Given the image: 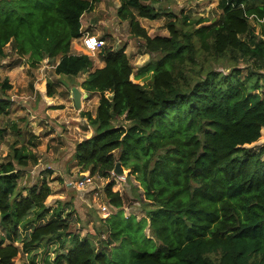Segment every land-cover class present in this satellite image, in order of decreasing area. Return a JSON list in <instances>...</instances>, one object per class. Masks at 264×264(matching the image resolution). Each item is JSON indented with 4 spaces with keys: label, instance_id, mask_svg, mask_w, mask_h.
Returning a JSON list of instances; mask_svg holds the SVG:
<instances>
[{
    "label": "trees",
    "instance_id": "1",
    "mask_svg": "<svg viewBox=\"0 0 264 264\" xmlns=\"http://www.w3.org/2000/svg\"><path fill=\"white\" fill-rule=\"evenodd\" d=\"M100 2L0 0V62L10 44L31 68L60 58L56 75L90 73L82 87L100 100L95 117L84 114L93 134L76 145V166L103 179L112 178L117 163L130 170L153 205L149 221L124 216V198L112 182L105 194L119 212L105 220L109 238L102 249L88 237L67 236L71 226L61 209L46 206L47 183L24 189L26 195L19 190L23 170L38 158L28 146L16 147L12 159L0 160V264L54 239L70 243L59 259L65 264H118L113 249L124 264H264V144L248 147L264 129V0H219L222 19L208 26L203 17L180 20L165 12L169 35L156 37L140 19L161 18L154 6L160 0H120L118 21L128 23L146 53L161 55L143 68L151 73L149 85L132 81L125 47L101 50L105 66L93 72L91 57L71 54L83 37L84 15ZM211 61L227 62L230 72L210 68ZM8 81L1 85L0 117L12 108ZM52 88L48 83L49 97ZM121 120L130 126L117 125ZM50 214L23 248L15 245L21 228Z\"/></svg>",
    "mask_w": 264,
    "mask_h": 264
},
{
    "label": "rangeland",
    "instance_id": "2",
    "mask_svg": "<svg viewBox=\"0 0 264 264\" xmlns=\"http://www.w3.org/2000/svg\"><path fill=\"white\" fill-rule=\"evenodd\" d=\"M218 5L219 0H160L154 6L162 11L161 18L156 21L140 20V23L152 37L168 36L169 19L164 14L165 12L176 14L177 19L180 20L184 16L191 19L203 17L209 20L204 24L208 26L222 19V12ZM119 7L120 0H101L95 10L85 17L84 24L89 25L90 23V27L84 30V33L89 32L103 39L106 42L104 48L119 51L125 47L133 67L132 81L140 85H149L151 73H144L143 68L149 62L159 60L161 55L146 53L142 40L130 34L128 23L118 21ZM249 24L255 28L256 35L260 36L259 24L254 19H250ZM242 39L247 40V36ZM5 51L8 56L0 62V97L3 96L1 85L8 78L12 89L7 92V96L12 100V108L7 115L0 117V131L2 132L0 160L12 159L13 150L22 146H28L38 158L37 165L31 163L23 170L19 190L26 195L27 192L24 189L40 187L47 183L52 189V194L47 199L46 206L61 209L62 218L66 219L71 226L67 236L78 234L81 238L88 237L95 243L98 250L102 249L103 242L105 243L109 238L105 220L119 212L109 205V200L106 198L105 189L108 184L114 182L113 192H118L123 196L125 207L122 210L125 217L134 216L138 220L147 219L149 221L148 212L153 205L145 199L137 176L130 175V170L122 168L123 176L113 174L111 179H103L93 176L91 171L82 172L76 166V145L90 139L93 133L84 114L90 113L95 117L100 100L98 94L89 95L82 87L90 73L72 78L60 77L55 73L56 59H47L37 68H31L26 58L20 59L12 52L10 44ZM79 53L88 55L85 50ZM100 55L101 52L95 56L88 55L94 62L91 72L101 66ZM209 64L210 68L230 72L227 62L211 61ZM248 66L250 64L243 66L241 78L247 75ZM142 73L145 75L144 78L135 79L138 74ZM48 83L54 86L52 88L55 92L53 97L48 96ZM262 84L264 86V82ZM76 92L80 94L79 108L75 104ZM44 100L50 105L57 104L55 106L57 109L51 111L49 117L45 116L47 109L43 108ZM65 115L68 119L66 121H64ZM117 125L130 126L123 120ZM32 141L35 144L34 147L30 145ZM263 144L264 129L260 140L248 147L258 150ZM115 154L118 155L119 152ZM30 216L33 217V215ZM52 219L53 215L50 214L36 224L21 228L15 245L23 248L35 228L47 224ZM0 234L5 235L1 229ZM145 235L152 239L149 225L145 228ZM6 244H9V241ZM69 246V241L65 245L57 239L45 241L29 252L23 253L13 264H65L59 259L66 253ZM111 250H108L109 253ZM112 254L118 256V264H124L122 256L115 249Z\"/></svg>",
    "mask_w": 264,
    "mask_h": 264
},
{
    "label": "crops",
    "instance_id": "3",
    "mask_svg": "<svg viewBox=\"0 0 264 264\" xmlns=\"http://www.w3.org/2000/svg\"><path fill=\"white\" fill-rule=\"evenodd\" d=\"M89 13H87V14H85L84 15V17H83V20H82V26H83V37L80 39V40H75L74 42H73V44H72V48H71V54L72 55H76V56H79V55H82V54H80L79 52L81 51V50H85L84 49V46H83V38H84V36L86 35V34H89V35H91L89 32H85L84 33V30H86L88 27H90V23H89V25H85L84 24V22L86 21L85 19V17L88 15ZM140 20H142V21H145L144 19H140ZM92 21V20H91ZM147 21V20H146ZM87 23V22H86ZM94 36V35H93ZM86 52V51H85ZM87 54V53H86ZM59 62H60V58H58L56 61H55V63H56V65H58L59 64ZM105 66V64L101 61V66H99V68H95V70L96 69H101V68H103ZM94 70V71H95ZM80 76V75H79ZM61 77V76H60ZM64 77H67V76H64ZM48 99H50V98H48ZM49 102H47L46 100H44V107L43 108H45V109H47V115L45 114V116L46 117H49L50 116V112L51 111H55L57 108H55V106L57 105V104H54V105H50V104H48ZM45 111V110H44ZM69 117V116H68ZM85 118V117H84ZM66 120H68L67 119V117H66V115H65V117H64V121H66ZM93 134V133H92Z\"/></svg>",
    "mask_w": 264,
    "mask_h": 264
},
{
    "label": "built area",
    "instance_id": "4",
    "mask_svg": "<svg viewBox=\"0 0 264 264\" xmlns=\"http://www.w3.org/2000/svg\"><path fill=\"white\" fill-rule=\"evenodd\" d=\"M106 42L93 35L86 34L83 38V46L89 56H95L105 47Z\"/></svg>",
    "mask_w": 264,
    "mask_h": 264
},
{
    "label": "water",
    "instance_id": "5",
    "mask_svg": "<svg viewBox=\"0 0 264 264\" xmlns=\"http://www.w3.org/2000/svg\"><path fill=\"white\" fill-rule=\"evenodd\" d=\"M75 104H76L77 108L80 107V94H79V92H76V94H75ZM113 173L116 176H123L124 175V172H123V169H122L120 163H117L116 168H115Z\"/></svg>",
    "mask_w": 264,
    "mask_h": 264
},
{
    "label": "clouds",
    "instance_id": "6",
    "mask_svg": "<svg viewBox=\"0 0 264 264\" xmlns=\"http://www.w3.org/2000/svg\"><path fill=\"white\" fill-rule=\"evenodd\" d=\"M114 174V173H113Z\"/></svg>",
    "mask_w": 264,
    "mask_h": 264
}]
</instances>
